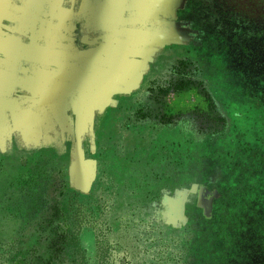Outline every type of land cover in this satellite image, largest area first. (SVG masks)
Returning <instances> with one entry per match:
<instances>
[{"label": "rangeland", "instance_id": "374dc122", "mask_svg": "<svg viewBox=\"0 0 264 264\" xmlns=\"http://www.w3.org/2000/svg\"><path fill=\"white\" fill-rule=\"evenodd\" d=\"M78 205L91 264H264V0H0V264H79Z\"/></svg>", "mask_w": 264, "mask_h": 264}, {"label": "trees", "instance_id": "16d2710c", "mask_svg": "<svg viewBox=\"0 0 264 264\" xmlns=\"http://www.w3.org/2000/svg\"><path fill=\"white\" fill-rule=\"evenodd\" d=\"M191 61L188 59H181L175 66V72L177 76H172L169 79H166L164 85H160V91L163 94H167L170 91H181L185 89H190L192 87H199L200 92L203 93L206 100L211 104L212 107H215L214 98L209 91L208 87L204 84V81L195 77L194 71L195 68L192 69ZM224 118V117H220ZM81 205H78L77 209L74 211L73 217L74 222H72V229L68 232L62 231V233L58 234L56 246L57 244H66L67 249H72L75 255L79 258V264H91L87 257L86 249L82 247L80 241V231L83 226V219L80 217L81 214ZM105 242H101L98 240L97 244V253H96V262L95 264H112L109 260V249L105 246ZM1 256V255H0Z\"/></svg>", "mask_w": 264, "mask_h": 264}, {"label": "crops", "instance_id": "0c3cea01", "mask_svg": "<svg viewBox=\"0 0 264 264\" xmlns=\"http://www.w3.org/2000/svg\"><path fill=\"white\" fill-rule=\"evenodd\" d=\"M70 190L87 193L95 185L94 159L82 152H73L70 158ZM89 164V169H87Z\"/></svg>", "mask_w": 264, "mask_h": 264}]
</instances>
